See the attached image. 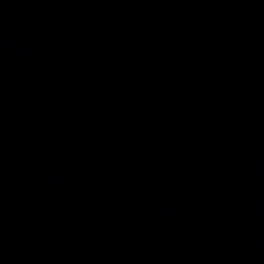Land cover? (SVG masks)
<instances>
[{
    "label": "water",
    "instance_id": "water-1",
    "mask_svg": "<svg viewBox=\"0 0 264 264\" xmlns=\"http://www.w3.org/2000/svg\"><path fill=\"white\" fill-rule=\"evenodd\" d=\"M0 264H264V0H0Z\"/></svg>",
    "mask_w": 264,
    "mask_h": 264
}]
</instances>
